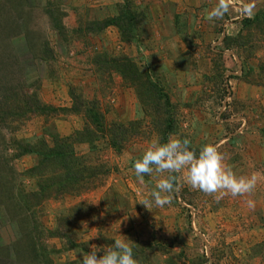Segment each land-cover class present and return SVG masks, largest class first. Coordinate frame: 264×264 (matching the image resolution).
Returning <instances> with one entry per match:
<instances>
[{
	"label": "rangeland",
	"instance_id": "rangeland-1",
	"mask_svg": "<svg viewBox=\"0 0 264 264\" xmlns=\"http://www.w3.org/2000/svg\"><path fill=\"white\" fill-rule=\"evenodd\" d=\"M48 1L65 33L44 13L47 0H0V78L7 87H23L57 110L48 119L23 116L12 124L13 131L0 124V137L5 138L0 152L6 156L14 139L28 142L44 134L51 142V135L69 137L82 130V116L61 112L71 107L72 91L98 102L108 122H147L122 154L99 144L98 156L109 171L99 188L47 200L36 210L35 222L13 205L0 209V246L11 250L17 264H81L83 254L96 251L100 258V248L106 251L115 239H127L132 247L160 245L180 256L179 264H264V42L255 45L246 61V53L224 46L225 37H236L242 23L264 8V0H128L138 13L136 39L129 43L118 28L101 32L95 24L117 16L124 0ZM221 4L222 14L209 19ZM46 43L54 59L41 53ZM105 53L129 57L143 71L153 67L152 77L160 80L177 110L179 134L172 138L187 137L197 153L205 144L216 145L237 176H256L255 188L233 197L181 184L170 203L149 209L141 204L163 178L154 173L140 184L133 170L150 143L160 141L151 120H144L146 108L152 115L157 109L144 107L117 73L98 71L95 57ZM215 64L225 68L227 88L220 101L206 80ZM204 92L207 99H202ZM76 152L87 155L89 147L77 145ZM2 154L0 181H13L0 192V200H5L9 189L16 195L36 185L24 173L38 159L10 158L9 167H1ZM33 223L39 226L37 235ZM60 230L69 233L75 248L69 249ZM165 258L155 257L152 264H164Z\"/></svg>",
	"mask_w": 264,
	"mask_h": 264
},
{
	"label": "trees",
	"instance_id": "trees-1",
	"mask_svg": "<svg viewBox=\"0 0 264 264\" xmlns=\"http://www.w3.org/2000/svg\"><path fill=\"white\" fill-rule=\"evenodd\" d=\"M122 6L125 8H122L117 16L95 24L100 26L99 30L101 32L110 27L118 28L123 40L129 43L136 39L135 27L138 26V13L135 11L136 7L132 9L134 5L128 0H124ZM44 13L52 18L59 33L66 32L62 26V20L57 17L51 1L47 0ZM258 42H264V8L255 17L242 23L240 33L236 37H225L224 46L225 50L228 51L237 49L240 50V53H246V61ZM42 51L41 53L45 56L54 59L52 57L53 51L48 43L42 48ZM45 56L43 58L46 59ZM261 64L264 65V62ZM95 65L98 71L104 69L109 74L111 72L117 73L123 79L125 85L135 89L138 96L142 98L141 103L144 107H156L157 115H152L150 109L146 108L144 120H151V125L155 127L161 144L167 143L170 137L179 134L176 125L177 110L171 103L169 95L163 91L164 88L159 83L160 80H155L152 77L153 67L150 70L143 71L138 63L131 58H115L107 53L97 55ZM8 74H10L9 71ZM206 80L211 84L209 91L210 89L217 91L216 96H219V101L225 97L227 85L223 65L220 67L219 64H215L212 75L207 76ZM12 89L17 91L14 93ZM70 94L72 105L69 109H62L61 112L82 116L85 121L82 130L76 131L69 137L51 135V142L46 139L44 134L36 137L34 141L24 142L14 139L9 144L12 146L11 149L4 151L6 156L0 152V156L2 154L1 167H9L10 158L11 160H18L25 156H35L38 159L37 165L24 173V178L36 182V185L32 186L29 191L20 189L16 195L12 193V189L7 190V198L0 200V209H10V206L13 205L19 208L20 213L24 211L30 214L35 222L37 221L36 210L47 200L68 194L79 195L99 188L103 184V178L109 174L108 163L103 162V158L98 156L100 153L99 144L105 143L114 152L122 154L134 142L132 140L135 135L147 122L133 121L129 124L108 122L106 113H103L98 102H88L79 95H75L73 91ZM202 99H207L205 92ZM56 112L57 110L53 107L44 105L36 95L26 94L23 87L18 89H15L12 85L7 87V85H4V79L0 78V124L10 128L14 122H20L23 116H28L30 120H34L39 116L48 119L54 117ZM20 116H22L21 119H17ZM228 118L225 117L224 119ZM10 129L13 131V128ZM182 139H187V137ZM4 143L5 138L0 137V150L2 151L4 150ZM77 145H88L89 153L83 156L78 155L76 152ZM8 150H12L13 154L9 155ZM90 160H93L94 164H89L88 161ZM175 175L178 176V174ZM12 183L11 178L5 182L0 181V192L5 187H11ZM4 220L7 222L6 218ZM9 221L14 223L11 218H9ZM33 227V233L35 235L39 234V226L33 223ZM60 231L59 237L68 242L69 249L75 248L71 236L69 238V233ZM1 248L2 246H0V264H17L11 250L7 247ZM133 249L134 258L137 259L138 264H152L153 258L158 256L166 257L164 264H179L180 256L169 250L166 251L160 245L153 246L150 243L145 247L139 245L133 247ZM2 260H6L7 263H3ZM45 263L48 264L47 261Z\"/></svg>",
	"mask_w": 264,
	"mask_h": 264
},
{
	"label": "clouds",
	"instance_id": "clouds-1",
	"mask_svg": "<svg viewBox=\"0 0 264 264\" xmlns=\"http://www.w3.org/2000/svg\"><path fill=\"white\" fill-rule=\"evenodd\" d=\"M224 10L221 4L209 13V19L219 17ZM224 154L214 144H205L197 153L191 148L189 139L170 137L167 143L161 144L159 139L153 140L140 159L133 163L135 177L140 184L145 183V176L158 177L150 198L144 199L147 209L170 203L171 193L179 190L181 184L208 195L216 193L233 197L251 192L256 185V176H237L224 163ZM179 173V177L175 174ZM167 174V175H165ZM249 207L252 202L248 201ZM104 254L97 258L96 251L83 254L81 264H138L134 258V249L127 239H115L114 244L106 247Z\"/></svg>",
	"mask_w": 264,
	"mask_h": 264
}]
</instances>
